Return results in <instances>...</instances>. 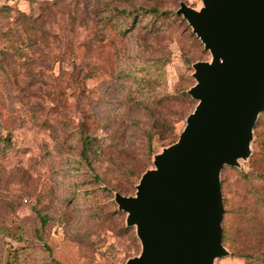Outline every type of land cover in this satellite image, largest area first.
<instances>
[{
    "label": "rangeland",
    "instance_id": "1",
    "mask_svg": "<svg viewBox=\"0 0 264 264\" xmlns=\"http://www.w3.org/2000/svg\"><path fill=\"white\" fill-rule=\"evenodd\" d=\"M181 1L202 6L0 0V264H124L140 254L115 193L134 195L178 139L197 104L192 65L211 59L176 14ZM263 140L264 110L249 157L220 171L228 254L213 264H264V203L251 175ZM239 194L261 220L251 247L236 226Z\"/></svg>",
    "mask_w": 264,
    "mask_h": 264
},
{
    "label": "water",
    "instance_id": "2",
    "mask_svg": "<svg viewBox=\"0 0 264 264\" xmlns=\"http://www.w3.org/2000/svg\"><path fill=\"white\" fill-rule=\"evenodd\" d=\"M201 1L199 9L181 1L176 10L211 55L192 65L188 94L197 104L135 194L114 196L141 243L124 264H213L228 254L220 171L249 157L264 110V0Z\"/></svg>",
    "mask_w": 264,
    "mask_h": 264
},
{
    "label": "trees",
    "instance_id": "3",
    "mask_svg": "<svg viewBox=\"0 0 264 264\" xmlns=\"http://www.w3.org/2000/svg\"><path fill=\"white\" fill-rule=\"evenodd\" d=\"M260 146L262 150V157L259 159V164L257 165V167L255 168L254 172L251 175H252V180H254L256 183L255 192L257 194L256 196L258 197L257 199H259L260 202L264 203V140L260 144ZM238 197L241 198V200L239 201V204L237 206V215H238V222L236 224L237 230L239 232L240 238L243 240V244L246 242V244L249 245V247H251L250 243L247 241L248 235L252 234L253 232H256L257 225L261 220L256 214V212L255 211L253 212V210L249 208V205H245L243 203L242 200L243 196L239 194ZM262 240L263 237L261 236L258 241L260 242ZM227 241L231 245V239L228 234H227Z\"/></svg>",
    "mask_w": 264,
    "mask_h": 264
},
{
    "label": "built area",
    "instance_id": "4",
    "mask_svg": "<svg viewBox=\"0 0 264 264\" xmlns=\"http://www.w3.org/2000/svg\"><path fill=\"white\" fill-rule=\"evenodd\" d=\"M2 1H8V0H2Z\"/></svg>",
    "mask_w": 264,
    "mask_h": 264
}]
</instances>
